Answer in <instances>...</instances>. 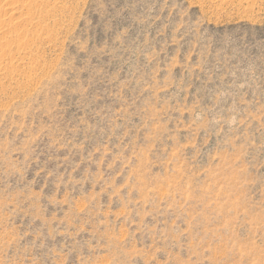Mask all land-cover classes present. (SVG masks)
Returning <instances> with one entry per match:
<instances>
[{"label": "rangeland", "instance_id": "obj_1", "mask_svg": "<svg viewBox=\"0 0 264 264\" xmlns=\"http://www.w3.org/2000/svg\"><path fill=\"white\" fill-rule=\"evenodd\" d=\"M0 264H264V0H0Z\"/></svg>", "mask_w": 264, "mask_h": 264}]
</instances>
